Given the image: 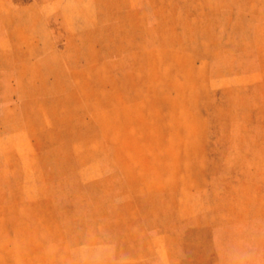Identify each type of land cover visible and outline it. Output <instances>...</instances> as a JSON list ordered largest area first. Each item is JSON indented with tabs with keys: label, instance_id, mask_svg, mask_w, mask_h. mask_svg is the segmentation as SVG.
Instances as JSON below:
<instances>
[{
	"label": "rangeland",
	"instance_id": "374dc122",
	"mask_svg": "<svg viewBox=\"0 0 264 264\" xmlns=\"http://www.w3.org/2000/svg\"><path fill=\"white\" fill-rule=\"evenodd\" d=\"M47 235L264 264V0H0V264Z\"/></svg>",
	"mask_w": 264,
	"mask_h": 264
},
{
	"label": "bare ground",
	"instance_id": "6f19581e",
	"mask_svg": "<svg viewBox=\"0 0 264 264\" xmlns=\"http://www.w3.org/2000/svg\"><path fill=\"white\" fill-rule=\"evenodd\" d=\"M188 20H189V18H188ZM187 20V21H188ZM193 20V19H192ZM199 20V19H198ZM201 20H202V18H201ZM189 22V21H188ZM187 22V23H188ZM198 23V22H197ZM202 23H203V21H202ZM189 24V23H188ZM199 24V23H198ZM200 25H202L201 23H200ZM199 26V25H198ZM203 26V25H202ZM202 28V27H201ZM255 28V27H254ZM195 30H197V29H195ZM191 32V31H190ZM194 34H196V33H194ZM202 34V33H201ZM216 34V33H215ZM220 34V33H219ZM199 35H200V33H199ZM221 35V34H220ZM223 35H224V33H223ZM191 36H192V33H191ZM194 37H195V35H194ZM198 37V36H197ZM214 37V36H213ZM220 37V36H219ZM191 38V37H190ZM224 38V37H223ZM222 38V39H223ZM218 39V37L215 39V40H217ZM191 41H193V40H191ZM214 41V40H213ZM217 42V41H216ZM210 43V42H209ZM256 43V42H255ZM220 44V43H219ZM223 44V43H222ZM225 45V44H224ZM237 45V44H236ZM218 46V45H217ZM259 46V45H258ZM257 46V47H258ZM185 47V46H184ZM215 48H218V47H216L215 46ZM222 48V47H221ZM221 48H219L220 50H221ZM236 49L237 48H239V47H235ZM186 49H187V47H186ZM211 49H213V48H211ZM217 50V49H216ZM215 50V51H216ZM212 51V50H211ZM191 52H192V50H191ZM190 52V53H191ZM218 52H219V50H218ZM213 53V52H212ZM211 53V54H212ZM193 55H194V53H192ZM199 54V53H198ZM200 55V54H199ZM203 55V54H202ZM201 55V56H202ZM146 56V55H145ZM189 58V57H188ZM199 58H200V56H199ZM202 58V57H201ZM205 58V57H204ZM166 61H168V60H166ZM189 62H191V61H189ZM180 63V62H179ZM183 63H181V65H182ZM189 65H190V63H189ZM181 67V66H180ZM179 67V68H180ZM185 68V67H184ZM191 68H192V66H191ZM181 71H182V69H181ZM175 72V71H174ZM189 70L187 69V74L189 75ZM195 72H197V71H195ZM177 73V72H176ZM181 73V72H180ZM192 73V72H191ZM183 74H184V70H183ZM187 74H185V75H187ZM196 75L197 73H193V75ZM193 75H191V76H193ZM190 76V75H189ZM190 76V77H191ZM187 78H188V76H187ZM195 78L197 79V77L195 76ZM184 79V78H183ZM192 81H193V79H191ZM176 82H177V80H176ZM179 82V81H178ZM184 83V82H183ZM192 83V82H191ZM190 83V84H191ZM178 84V83H177ZM181 84H182V82H181ZM184 84H186V83H184ZM189 84V83H188ZM173 86L175 87V84L173 83ZM172 86V87H173ZM173 87V88H174ZM183 87V86H182ZM181 87V88H182ZM189 87V86H188ZM193 87V86H192ZM193 89V88H192ZM177 90H179V88H178V86H177ZM164 99V98H163ZM191 100V99H190ZM193 100V99H192ZM192 102V101H191ZM195 103V102H194ZM192 105V104H191ZM69 132H67V134H68ZM50 235H47V237H49ZM50 239H44L46 242V244H47V249H46V251H44L43 252V254H42V252H40V253H37V251H31V256L33 257V258H30V259H22L21 260V263L20 264H64L63 263V259H64V255H63V257L62 256H59V252H60V244H61V240H58V239H56L55 237H54V239H52V237L50 236L49 237ZM60 242V243H59ZM46 244H44V245H46ZM43 246V245H42ZM66 255H65V258H67V257H69V254L68 253H65ZM6 259V258H5ZM94 263H96V262H94ZM88 264H90V263H88Z\"/></svg>",
	"mask_w": 264,
	"mask_h": 264
}]
</instances>
